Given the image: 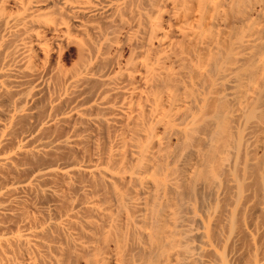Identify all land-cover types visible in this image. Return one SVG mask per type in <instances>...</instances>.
I'll return each instance as SVG.
<instances>
[{"label": "bare ground", "instance_id": "1", "mask_svg": "<svg viewBox=\"0 0 264 264\" xmlns=\"http://www.w3.org/2000/svg\"><path fill=\"white\" fill-rule=\"evenodd\" d=\"M0 264H264V0H0Z\"/></svg>", "mask_w": 264, "mask_h": 264}]
</instances>
